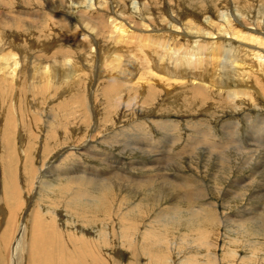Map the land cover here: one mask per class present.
<instances>
[{
    "label": "bare ground",
    "instance_id": "bare-ground-1",
    "mask_svg": "<svg viewBox=\"0 0 264 264\" xmlns=\"http://www.w3.org/2000/svg\"><path fill=\"white\" fill-rule=\"evenodd\" d=\"M24 1L15 13L0 9V28L54 41L33 59L31 41L28 50L19 39L12 48L0 31L9 37L0 54V264H264V22L254 18H264V0H169L171 28L155 25L160 0ZM47 4L65 6L67 15ZM190 6L219 19L178 18ZM91 81L102 88L100 113L130 96L152 101L156 87L166 102L181 95L187 118L198 117L187 110L200 104L210 120L200 115L183 131L162 117L148 120L155 133H141L145 120L136 118L128 127L136 133L121 126L95 137L102 115L90 112ZM68 100L80 106L57 122ZM74 122L81 127L71 137L65 125ZM63 127L67 139L56 134ZM137 150L143 158L132 157ZM20 164L34 170L26 196L17 186ZM208 181L212 198L203 193Z\"/></svg>",
    "mask_w": 264,
    "mask_h": 264
},
{
    "label": "rangeland",
    "instance_id": "rangeland-1",
    "mask_svg": "<svg viewBox=\"0 0 264 264\" xmlns=\"http://www.w3.org/2000/svg\"><path fill=\"white\" fill-rule=\"evenodd\" d=\"M4 1V2H3ZM24 0H10V1H8V0H0V9H2L3 11H6V10H12L11 11V13H15L16 11H20V9L21 8H23V6L25 7L26 5H27V2H23ZM163 1V2H162ZM25 3L24 5L22 4V3ZM7 3H11L12 4V7H11V5L8 7V5H7ZM170 2H169V0H160V3L157 5V7H155L154 9L156 10H154V12H156V13H154L155 15H159V16H161V17H159L158 16V20H157V22H156V26H158L160 23H162V24H165V27H167V28H171V25H170V21H169V17L171 18H173V14L170 12V8L168 7V4H169ZM4 4V5H3ZM163 4V5H162ZM52 5V4H51ZM51 5H49V4H47L45 7L46 8H48V9H51V11H55L57 14H58V16H61V17H64L65 15L64 14H66V12L67 11H65L66 9H65V6H59V7H56V9L54 8L53 9V7L51 6ZM2 6H4V7H2ZM28 7H33L32 5H30V6H28ZM52 7V8H51ZM110 7V6H109ZM191 7V8H190ZM190 7H185V9H183V10H181L180 9V11H179V15H178V18H180L181 17V15H183L182 16V19L183 20H186L185 18L187 17V19H192V20H195L196 21V23L198 24V23H201V24H203V25H206V18L207 17H209V16H215L214 14L212 15V12H207V9H206V12H204V10L201 12V10L199 9V8H197L196 6H190ZM18 8V9H17ZM111 8V7H110ZM160 8H161V10H160ZM14 9V10H13ZM112 9V8H111ZM64 10V11H63ZM88 10H90V9H88ZM189 10V11H188ZM220 10V9H219ZM63 11V12H62ZM161 11V12H160ZM164 11L166 12L165 14H166V16H165V14H164ZM187 11V12H186ZM162 12H163V14H162ZM169 14H168V13ZM64 13V14H63ZM92 12H89L88 14H91ZM185 13V14H184ZM209 13H211L210 15H208ZM218 13V12H217ZM225 13V12H224ZM228 13H231L232 15H234V16H237V17H239V14L235 11V9L233 10L232 9V7L231 8H229V10H228ZM60 14V15H59ZM168 14V15H167ZM204 14V15H203ZM219 14V13H218ZM217 14V15H218ZM67 15V14H66ZM230 15V14H229ZM88 16H91V15H88ZM168 16V17H167ZM255 15L253 14V16L252 17H254ZM177 17V16H176ZM215 17H217V16H215ZM162 18H164V21H163V19ZM196 18V19H195ZM218 18V17H217ZM255 19H257V21H260V22H264V18L263 17H261V19L260 18H256V17H254ZM219 19V18H218ZM159 20H160V23H159ZM183 23V28H185L186 26H187V23H186V21L184 22H182ZM170 25V26H169ZM169 26V27H168ZM59 29H61L62 31H64V32H61L63 35H67L69 32L68 31H66V30H64V28H62L61 27V25H59V27H58ZM183 30V29H182ZM0 31L1 32H3L4 33V31H5V34L6 35H9V37H11V39L13 40V41H11L10 39H8V40H10L11 42H13V43H11L10 42V45H12L11 47L13 48V47H15L16 45H18L17 43H18V39H19V41L22 43V45L24 44V46H22L21 45V49H27V48H30L29 46L31 45V44H33L34 45V47H35V49H33L32 51H31V49H27L28 50V52L27 53H31V58H33V59H36V58H39L38 56L36 57V55H38V54H42V52H44L43 50H45L46 51V46H47V48H48V45L49 44H52V42L54 41H52V39H50L49 37L48 38H46V39H39L40 40V42H39V40H34V42H33V40L31 41L30 39L27 41L26 39H28V38H16V35L14 34V36L13 35H11L10 36V34H8L7 32V30L5 29V30H3V29H1L0 28ZM19 31H21V30H19ZM186 31V30H185ZM66 32V33H65ZM188 33H190V32H187V34ZM13 34V33H12ZM6 35H4L3 37H6ZM22 36V35H21ZM1 38L0 37V40L2 41V43L0 42V54H2V53H6V50H8V46L6 47V46H4V45H8V44H3V43H6L7 41V38H9V37H6V38ZM51 37V36H50ZM4 39H6V40H4ZM23 39V40H22ZM49 39V40H48ZM55 39H57V37L55 38ZM6 41V42H5ZM31 41V42H30ZM19 42V43H20ZM25 42H28L27 43V45H25L26 43ZM31 44H30V43ZM33 42V43H32ZM39 42V43H38ZM56 42V41H55ZM35 43H37V44H35ZM15 44V45H14ZM29 44V45H28ZM40 44H42V46L40 45ZM35 45H37V46H35ZM53 45H56V44H53ZM4 49H3V48ZM24 47V48H23ZM33 47V48H34ZM3 50V51H2ZM30 55V54H29ZM60 54H57V56H59ZM40 56V58H41V55H39ZM44 61L46 60V59H43ZM104 62V61H103ZM105 74H103V76H104ZM110 75V74H109ZM125 76V75H124ZM142 76V75H141ZM145 76V75H144ZM114 77V76H113ZM153 77H155V76H153ZM153 77H152V79H153ZM147 78L149 79L150 78V76H147ZM162 78H158V80H159V82L160 81H162L161 80ZM155 80H157V78L155 79ZM91 84V85H90ZM90 84H88V90L86 89V96H87V102H91L90 103V105H92V106H90L91 107V109H90V112L92 113L93 111H94V114L96 113V115L98 116L99 114H101L102 115V118H101V116L99 115L98 117L101 119H99V123L101 124V125H103V126H101V125H99L98 127H97V131L99 130V132H101V133H103V134H101V133H99L98 132V136H97V134H96V136L95 137H100V136H108L109 135V132H108V128L109 129H112V128H115V130L116 129H118V128H121V126L123 127V129L125 128L126 129V131H128L129 133H136L135 132V129H133V128H128L129 127V122L132 124V123H134L135 122V120L134 119H136L137 118V121H143V120H145V122H144V124H146V127H144L145 125H141V126H143L144 128L142 129V130H140V132L142 133H144V132H147V130L149 129V128H151V126L149 125V123H148V120H153V119H156V120H161V118L163 117V119H165V120H172L173 122H177L178 123V127L177 128H182V130L183 131H187V129H184L183 127H185V125H193L192 123L193 122H199L200 121V119H202V117H204L206 120H204L205 122H207L208 120H210V118H209V116L208 115H205L204 114V116L202 115V114H199L202 110H200V111H198V110H196V109H199L202 105H200V104H196V105H193V106H191V107H189L190 108V110H187L188 112H190V114H193V115H195V114H197L198 115V117L200 116V115H202V117L201 118H198L196 115V117H191V119H189V118H187L188 116H190L189 114H184L186 111H183V107L179 104V99L181 98V95H178V100H174V99H171L170 97V99L169 100H167L168 102H166V100L164 99V97H165V95L164 94H162L161 92H160V90H158L156 87L154 88V91L152 92V93H150V94H148V96H149V99L150 100H152V101H147L146 103L144 102H142V101H140V100H138L139 98H137V97H134V96H130V99H126V100H124V98L123 99H121V101H122V103L121 102H119V104H118V108H116V109H118V110H114V112H109L108 110H107V113L105 112V113H100L101 111H102V109H104V111L106 110V108H105V106L106 105H102L103 104V101H105L104 100V97L102 96V93H101V90H102V88L101 87H95L94 88V85H93V82L91 81L90 82ZM89 85H90V88H89ZM93 85V86H92ZM80 87V86H79ZM94 89H93V88ZM78 88V87H77ZM98 89V91H96ZM42 92L44 91V89L43 90H41ZM89 91V92H88ZM129 91L130 92H133V91H136V93L138 94L139 93V90L137 89V88H131V89H129ZM36 92H38V91H36ZM40 92V91H39ZM42 92H40L41 94H42ZM88 92V93H87ZM74 93H76V90L75 89H72L70 92H69V94L67 95V96H69V95H73ZM94 93V94H93ZM24 94H25V97H24ZM88 94V95H87ZM119 94H121V93H119ZM93 95H95V96H93ZM99 95H101V97H99ZM174 95V94H173ZM90 96V97H89ZM140 96H142V95H140ZM172 96V95H171ZM117 97V95L115 96V100L114 101H120V100H118V98H116ZM24 98H26V99H28L27 98V93L26 92H24V90L20 93V94H18V96H17V103L18 104H20L19 106L21 107V108H23V106H22V103L23 104H25V99ZM89 98V99H88ZM161 98V99H160ZM217 98V96H214L213 97V99L215 100ZM219 98H217L216 100H218ZM131 100H133V101H131ZM164 100V101H163ZM5 101H8V100H5ZM68 101H70V100H68ZM72 101L73 100H71L70 101V103H66V107L64 108V109H62L61 111H57L56 113L59 115V118H58V120H57V122L60 120V117L62 116V115H64V114H66L67 112H74L73 110H75L76 108H78L79 106H80V104L79 103H77V102H74V103H72ZM86 101V100H85ZM161 101H163V102H161ZM170 101V102H169ZM209 101H213V100H209ZM149 102V103H148ZM130 103V104H129ZM147 104V105H146ZM155 104L157 105V109H155V110H153V111H151V107H154L155 106ZM79 105V106H78ZM18 106V105H17ZM104 106V107H103ZM205 106H207V105H205ZM103 107V108H102ZM172 107V108H171ZM176 107V108H175ZM38 110H40L41 111V109L39 108ZM147 110V111H146ZM39 111V112H40ZM116 111V112H115ZM151 111V112H150ZM198 111V112H197ZM63 113V114H62ZM113 114V115H111V114ZM162 115V116H161ZM112 116V117H111ZM144 116H147V118L145 119V117ZM176 116V117H175ZM106 117V118H105ZM151 117V118H150ZM226 118H224L225 120L226 119H229V117L228 116H225ZM85 118V117H84ZM104 118V119H103ZM69 119H70V116H69ZM108 119H109V121H108ZM110 119H111V121H112V119H113V122L111 123V121H110ZM133 119V120H132ZM107 120V121H106ZM131 120V121H130ZM203 120H201V121H203ZM101 121H102V123H101ZM190 121V122H189ZM107 122H109V123H107ZM98 123V124H99ZM105 123H107V126H105L106 124ZM113 123H114V125H113ZM187 123V124H186ZM71 124V125H70ZM109 124H111V125H109ZM117 124V126H115ZM70 125V126H69ZM123 125H125V126H123ZM128 125V126H127ZM66 126V128H67V130H69V133H70V135H71V137H72V134H74V132H76V131H78V129L81 127L80 125H78V122H74V123H68L67 125H65ZM77 126H78V128H77ZM101 126V127H100ZM140 126V127H141ZM73 127H75V129H73ZM102 127H104V128H106V130H104V128H102ZM66 128H58L57 130H56V134L59 136V138L60 139H67L68 137H70V135H65V137L63 138V132L64 131H66ZM71 128H72V130H71ZM86 128V127H85ZM188 128V127H187ZM200 129H202V130H205V128L203 127V126H200L199 127ZM82 129V128H81ZM128 129V130H127ZM130 129V130H129ZM133 129V130H132ZM179 129H177L178 131H179ZM189 129V128H188ZM102 130V131H101ZM132 130V131H131ZM177 130H175V132H177ZM71 131V132H70ZM106 131V132H105ZM148 131H152V132H154L155 133V131H153V129H149ZM85 130L83 131V135L82 136H85ZM118 132V131H117ZM137 132H139V130H137ZM65 133V132H64ZM61 134V135H60ZM105 134V135H104ZM159 135V131H156V135ZM91 134H90V132H89V134L87 135V137H89ZM157 135V136H158ZM192 135V136H191ZM190 136H191V138H195V137H193V134H191ZM157 136H155V137H157ZM77 137H79V135H77ZM74 138V137H73ZM76 139V138H75ZM82 139H83V137H82ZM95 141H97V139L95 138L94 139ZM189 141H184V143H188ZM100 145H101V147L102 148H106L107 146L106 145H104L105 143H101V142H98ZM114 148H119L117 145H114ZM200 149H202L203 150V146H200L199 147ZM51 152V153H50ZM126 153V154H125ZM125 153H123V155L122 154H120V156H123V157H121L125 162H128L129 160H130V156H128V154H127V152H125ZM137 153V154H136ZM136 153H134V154H132V157H133V155H135L134 157H138V158H143V154L141 153V152H139L138 153V150L136 151ZM142 155H141V154ZM52 154H53V151H49L48 153H42V157H44V159H48L50 156H52ZM140 156H139V155ZM159 157L160 156H162V154H157ZM229 155V154H228ZM33 156H35V153L33 154ZM49 156V157H48ZM128 157V159H127V157ZM258 156H260L259 154L257 155V157ZM42 157H41V161H42ZM81 157V160L82 161H84L85 160V162H87L88 164H94V165H96L97 167H102V166H107L108 165V163H106V162H103L102 160H97L96 159V157L95 158H90L89 156H87L88 158H90V159H85L86 157L85 156H80ZM261 157V158H260ZM259 157V159L261 160L262 159V155ZM35 158V157H34ZM39 161H36L35 160V164H37V168L38 167H40L41 166V162H40V159H38ZM91 160H93V161H91ZM102 161V162H101ZM37 162V163H36ZM101 162V163H100ZM101 165H100V164ZM171 164V163H170ZM170 164L168 163V165L167 166H170ZM46 165H47V163H46ZM99 165V166H98ZM112 165V164H111ZM19 166V168L16 170L17 171V183H19V184H17V186H18V189L21 191V193L23 194V195H25L26 196V194H28L29 193V191L33 188V182H32V180L34 179V174L32 173L33 171H29V170H25L24 169V167L20 164V165H18ZM17 166V167H18ZM48 166V165H47ZM104 166V167H105ZM211 171V170H210ZM27 172V173H26ZM31 172V173H30ZM129 172H131V171H129ZM132 173V172H131ZM195 175H197V174H195ZM29 176V177H28ZM197 176H199V175H197ZM200 177V176H199ZM203 179V178H202ZM29 180H30V182H29ZM19 181V182H18ZM34 181V180H33ZM205 181V180H204ZM207 181V180H206ZM205 183V184H204ZM209 183V181L208 182H202L201 184L202 185H204V190L205 189H207L206 191H204L203 193H205V194H207V196H208V198H212V195H209L210 193H209V190H208V186L206 185V184H208ZM258 183H261V182H256V184H258ZM31 187V188H30ZM198 187H201V185H198ZM225 188H229L228 190H234V187H232V185H230V184H228V181H227V184L225 185ZM24 189V190H23ZM30 189V190H29ZM27 191V193H25ZM207 192V193H206ZM1 197V196H0ZM17 199V201L20 203V201L22 202V199H20V198H16ZM0 201H1V204L3 205L4 203V201L0 198ZM216 253L217 254H219L220 253V250L219 249H216Z\"/></svg>",
    "mask_w": 264,
    "mask_h": 264
}]
</instances>
